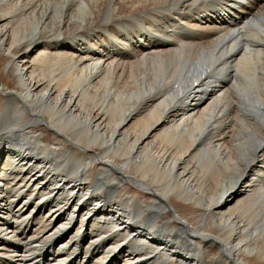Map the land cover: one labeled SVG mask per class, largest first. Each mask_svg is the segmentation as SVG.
<instances>
[{
  "label": "bare ground",
  "instance_id": "6f19581e",
  "mask_svg": "<svg viewBox=\"0 0 264 264\" xmlns=\"http://www.w3.org/2000/svg\"><path fill=\"white\" fill-rule=\"evenodd\" d=\"M0 64V264L264 259V0H0Z\"/></svg>",
  "mask_w": 264,
  "mask_h": 264
},
{
  "label": "rangeland",
  "instance_id": "374dc122",
  "mask_svg": "<svg viewBox=\"0 0 264 264\" xmlns=\"http://www.w3.org/2000/svg\"><path fill=\"white\" fill-rule=\"evenodd\" d=\"M7 82H8V78L5 75L4 67L0 64V84L4 85ZM179 210L181 212H183V214H187L188 213V212L184 211L186 209L179 208ZM242 257H243V259H245V262H247V261L250 262V263H247V264H264V259L259 254H252V255H250V254H244V255H242Z\"/></svg>",
  "mask_w": 264,
  "mask_h": 264
}]
</instances>
